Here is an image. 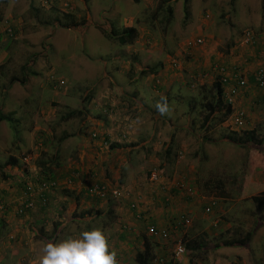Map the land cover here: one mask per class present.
Here are the masks:
<instances>
[{"label": "rangeland", "instance_id": "1", "mask_svg": "<svg viewBox=\"0 0 264 264\" xmlns=\"http://www.w3.org/2000/svg\"><path fill=\"white\" fill-rule=\"evenodd\" d=\"M55 1L56 9H50L41 0H0V22L12 21L16 28L8 44L0 41V109L13 117L0 122V164L16 174L32 167L61 182L46 207L49 214L36 210L34 222L14 208L0 212V264H39L41 252L28 255L31 248L41 251L49 241L92 227L120 239L127 228L113 209L122 199L91 198L84 187L75 191L77 183L71 186L70 178L82 186L102 181L143 192L147 184H156L148 183L154 166L173 179L168 193L180 188L183 198L194 202L192 209L173 215L190 218L173 239L195 243L178 261L173 239L162 240L169 251L162 257L158 241L145 238L149 264H264V208L254 200L264 196V102L244 110L249 122L238 129L232 113L223 119L228 105L214 84L218 66L231 67L224 59L246 29L264 30V0H189L188 18L185 0ZM65 13L87 22L63 26ZM127 26L137 28V38L121 44L113 31ZM199 37L203 42L197 44ZM209 45L214 52L205 59L201 47ZM14 76H26V82H12ZM139 91L150 96L149 102ZM141 101L148 108L138 112ZM165 104L162 115L157 105ZM125 115L146 125L139 135L132 133L128 117L126 127H119ZM206 115H211L208 124ZM143 133L145 138L138 139ZM11 156L19 164L9 165ZM177 183L195 188L197 196L189 197ZM11 184L0 182L9 203L17 189ZM61 195L66 196L62 203ZM211 198L218 204L208 214L204 206ZM143 227L137 230L141 240L148 237ZM134 230L123 235L136 243L118 264H141L137 252L146 246L137 245ZM20 234L29 236L21 240ZM240 238L245 245H225Z\"/></svg>", "mask_w": 264, "mask_h": 264}, {"label": "built area", "instance_id": "2", "mask_svg": "<svg viewBox=\"0 0 264 264\" xmlns=\"http://www.w3.org/2000/svg\"><path fill=\"white\" fill-rule=\"evenodd\" d=\"M45 4L51 5L55 0H42ZM0 32L4 36H15V29L10 21H6L0 24ZM0 38L2 36L0 35ZM254 41V33L252 30H246L243 36L242 45L250 44ZM203 38H196L195 43H202ZM1 50V47H0ZM255 74V82L257 86L261 89L263 97H264V68L258 67ZM217 78L218 81L223 85V91L226 98V101L230 105H234L236 101V97L234 94L237 88L246 87L248 85L249 76L247 72H245V68L241 65H234L230 68L226 66L220 65L217 68ZM234 81L236 83L231 84ZM59 85L64 83L63 80H59L57 82ZM233 125L238 129H244L247 126V114L241 108H238L235 112L233 119ZM98 133L94 132L93 136L97 137ZM25 169V173L29 169L31 175H34L38 181L32 182L30 179H27L26 190H22V194L19 200L15 203L13 207L7 201H1L0 204V212L1 214H6L10 209H15L18 215H23L27 212V210H34L37 208V201L42 200L44 203H47L50 199V195L55 192L56 188L59 187V181L56 178H50L48 180L40 181L41 177H46L40 170H36L32 167H23L22 170ZM148 179L151 183L159 184L160 187H163L164 191H168L173 189L168 186L172 185L173 179L164 175V173L160 170L158 166H154L148 172ZM69 184V181L67 182ZM76 182H73L70 178V185L73 186ZM178 187L182 188L180 183ZM184 185V184H183ZM185 186V185H184ZM84 189L86 193L90 196L101 200H110V199H125L129 200L130 207L133 208L132 211L135 212V215L140 220H147L145 212L140 205L143 202V195L133 193V190L127 188V186L123 184H115L110 185L107 182L102 181H93L85 184ZM82 187V188H83ZM175 187V186H174ZM180 189V188H177ZM182 189H186V193L189 197H196L197 190L192 187H184ZM50 194V195H49ZM13 203V202H12ZM218 204V201L215 198H211L206 202L204 206V210L206 213L211 214L214 211V206ZM216 223V222H215ZM190 224V218L186 214H182L173 219V222L168 226H159L155 223L148 222L147 224V232L149 235L154 238L169 240L173 239L176 232L184 229L186 226ZM124 228L128 229V224L124 223ZM175 245L173 248V256L176 260L181 261L183 259L184 254L187 250L186 241H184V237L174 238ZM159 261L158 258H156ZM161 260H163L161 258Z\"/></svg>", "mask_w": 264, "mask_h": 264}, {"label": "crops", "instance_id": "3", "mask_svg": "<svg viewBox=\"0 0 264 264\" xmlns=\"http://www.w3.org/2000/svg\"><path fill=\"white\" fill-rule=\"evenodd\" d=\"M201 49H202V51H201L202 55L205 59H208V57L211 56L214 52V47H212L211 45L203 46V47H201ZM229 53L230 54L228 56V59H226V60L224 59V61L227 62L228 65H230L231 67L234 65H241L246 70L247 69L249 70V71L247 70V75L249 76L248 85L246 87H242L239 89L237 88V90L234 94V97H236V101H235L236 111L238 108H241L242 110H245L247 112V108H249L251 110L253 107H256V103H258V105H260V102L264 101L262 91L256 85V82L254 81V78H253V74L258 67L264 68V48L260 47L259 44L257 46H253V47L242 45V46H235L233 48V50H230ZM216 57H217L216 60L219 63L223 62V53L219 54ZM160 64L163 65L164 63L161 62ZM234 83H236V82H234V81L231 82V84H234ZM139 95L143 99L144 102H146V103L149 102L150 96L149 97H147V95L145 96L142 93V91H139ZM143 101H141V103H140L141 108L138 109V112L141 109L146 110V108H148L143 103ZM134 107L136 108V105H134L133 108ZM138 112L136 110V112H134L133 114H137ZM127 117L130 118L128 115H125L123 118L124 122H121V124L119 125V127H121L122 130L126 127L125 126L127 124L126 120H128ZM130 119L132 120V118H130ZM133 121H135V122H133ZM248 122L249 121L247 120V124H248ZM130 124L135 126L133 128V132H132L134 135H139L141 133V130H143V128L146 127V125H144L141 121L136 122V120H132L130 122ZM138 125L142 126V128L140 129L138 127ZM160 135H162V132H160L159 136ZM137 137H139L138 139H144L145 138L144 133L140 136H137ZM152 137H153V134L149 137H146L147 141H149ZM89 167H91V166H89ZM17 169H18V167H17ZM91 171H93V170H90V172ZM61 172H62V170H61ZM14 173H16V172H14ZM67 173L68 172H65L64 175L62 174L61 179H64ZM95 174H98V173L95 171ZM76 183L77 184L74 186V190L80 192L81 187H83L82 181H78ZM148 183H151V182H148ZM147 185L145 186V189L143 192L137 191V190L135 192L134 191L133 192L135 194L143 195V202L141 203V206H142V208H144V212H145V214H147L146 218L149 222L155 223L159 226H167V224L170 225L173 222L174 218L178 217L177 215H176V217H173V215H175L176 213L180 212L183 209H192L194 207V202L189 200V199H184L183 194L180 193V191H177L178 189H174V190H172L173 192L168 193V191H164L163 187H160L159 184L158 185L151 184L150 187H147ZM174 191H176L177 193H175ZM14 193H15L14 198H11V195H9V198L12 199V201L10 203L17 202L19 200L21 194H22V191H21V189L17 188L16 190H14ZM54 193H56V192H53L51 195L53 196ZM51 195H50V199H49L50 201L52 198ZM55 196H57V195H54V197ZM65 199H66V196L61 195V203L64 202ZM254 200L256 201V203L258 205V200L256 198H254ZM207 202H208V200H207ZM40 205L41 204H39V209H41V207H42V206L40 207ZM36 210H38V209H36ZM36 210L35 209L32 210L33 216L36 214L35 213ZM108 212H109V210H108ZM44 213L49 214V212H47V210L45 212H43V214ZM113 213L116 214L117 220L121 221V223H123V226H124V223L128 224L129 227L126 230H129V229L131 230V227H133L135 229L134 231H135V234L137 235V238H136L137 245H140L141 243L144 244V242H146L145 238H148V239L151 238L153 241L154 240L158 241V244L156 247V252L158 253V255H162V257H163V256H165L164 254L166 252H169L167 249H165V247H164L165 244L162 243V239L154 238L153 236L148 234L147 228H144L145 226L143 227L144 223H148L147 220L145 222V221H142L136 217L135 212L132 211L129 207V201H127L125 199L121 200L118 203V205L116 206V210L113 209ZM27 218L28 219L31 218V215H28ZM30 220H32V219H30ZM61 225L64 226L65 224L62 223ZM138 227H143L144 228L143 231L146 232L148 237L143 236V240H141L142 238H141V236H138L139 234L137 232V230H140ZM136 228H138V229H136ZM126 230H123V233L120 234V237L122 239L121 238L118 239V236L110 237L107 234V237H109L108 240H109V244H110V250L116 251L117 260H120L119 258H124L123 257L124 255H128L130 253V251L133 250L134 243H136V241L133 240V237L130 239V241L125 240V237H128V236H123V235L129 232ZM181 230L177 231L175 235H177L178 232H180ZM109 233L111 234L110 231H109ZM65 235L67 236L68 234L66 233ZM25 236H29V234H26V235L20 234L21 240ZM159 243H162L163 245L159 246ZM142 244L140 245V248H142L143 246L145 247V245H142ZM32 249H35V250L33 251ZM37 249L38 248H35V247L31 248V251L29 252L28 255L33 254V257H35L36 254H40L41 251L37 250ZM139 251H142V250H139ZM122 264H124V263H122Z\"/></svg>", "mask_w": 264, "mask_h": 264}, {"label": "trees", "instance_id": "4", "mask_svg": "<svg viewBox=\"0 0 264 264\" xmlns=\"http://www.w3.org/2000/svg\"><path fill=\"white\" fill-rule=\"evenodd\" d=\"M135 1L136 2H139L140 0H135ZM188 2H189V0H185V3H186V8H185L186 11H185V13H186V17L187 18H188V16H190L189 13H188ZM51 5L52 6H50V9L51 8L56 9V7H57L56 5H54L53 3ZM167 10H168V13L171 15L172 12H173L171 6ZM64 15L66 16V20H65L66 23H65V21H62L60 23H61V25L66 26V27H76V26H80V25H85V23L87 22V19H85V18L82 19L81 21L77 20L75 18V16H74L73 13H65ZM59 21H60V19H59ZM246 30H248V29H246ZM249 30H252L253 33H254V41L252 43L247 44V45H244V46H251V47H253V46H257L259 44L260 47H263L264 48V30L258 31L257 29H251V28ZM105 33L108 34L110 32H105ZM113 33H114L115 37L117 38V40L121 44H131L137 38L138 31H137V28L134 27V26H127V27H124L122 29L121 33L120 32H117L116 33V31H113ZM244 33H243V36H244ZM243 36H242V40H243ZM14 37L15 36H5V37H2L0 39V41H2V40L3 41H6L7 40V43L6 44H8L9 43L8 41H11L12 38H14ZM242 40L238 43L239 45H235V46H242ZM253 78H254V81H255L256 80L255 79V74H253ZM26 79H27L26 76L25 77H22V78L17 77V76L16 77L14 76V77H12L11 81L12 82H15V81L18 80L20 83H25L26 82ZM248 82H249V80H248ZM214 84L218 88V94L223 96L224 95L223 85L220 84L219 82H215ZM256 85H257V83H256ZM232 110H233L232 109V106L231 105H228L227 110L224 113L225 116H224L223 119H225L230 113H232ZM12 118H13L12 117V114H6V113L3 112L2 109H0V122L3 121V120H12ZM210 119H211V115H206L203 123L208 124L209 121H210ZM247 119H248V116H247ZM247 132H248V134H251V135H249L250 137H254V131H247ZM105 141L106 142L109 141V137L108 136H106ZM10 161H11L10 162V165L19 164V159L16 156H11L10 157ZM24 167H26V166H24ZM22 168H21V171L22 172L21 173L18 172V174H16L12 170L6 169L5 166H4V164L3 165L0 164V170H1V173H2L1 174V178L2 179L0 178V182L3 181V180H5L6 182H8V184L10 182H12L11 185L13 187L16 186L17 188L21 189V191L22 190H26V188H27V185H26L27 179H30L32 182H36V181H38V179H36V177L34 175H31V173L29 172V169L27 170L26 174H24L25 173V169L22 170ZM19 169H20V167H19ZM50 178H56V176H51L50 175V177L49 176L48 177H41L40 181L48 180ZM14 181L19 182V184H17V185L14 184ZM59 183H60L59 184V186H60L61 185V182L59 181ZM255 198L258 200L259 208L263 209L264 208V196L258 195ZM2 200L5 201L4 197L1 194V190H0V204H1V201ZM127 201H129V200H127ZM49 202H50V200H48L47 203H44L42 200H38L37 201V205L38 206H37L36 209H39V204H41L40 205V207L42 206L41 207V211L42 212H45L46 211V207L48 206ZM129 207H130V203H129ZM130 209L132 210L133 208L130 207ZM28 215H31V217L33 218V222H34L35 220H34V216H33V211L32 210H27V212L25 214L21 215V217L23 216L27 220ZM42 232H43V229H42ZM188 242L189 243L186 242L187 246L189 248H192V246L194 245L195 242L193 240L192 241H188ZM237 244L238 245H245L246 244L245 238L231 240V241H228V242L225 243V245H227V246H232V245H237ZM145 246H146L145 247V250H142V251L137 252V259H138V261L141 264H149V262L151 260V257L149 255L150 254V245H149L147 239H146V242H145ZM200 247H201V245H200Z\"/></svg>", "mask_w": 264, "mask_h": 264}, {"label": "clouds", "instance_id": "5", "mask_svg": "<svg viewBox=\"0 0 264 264\" xmlns=\"http://www.w3.org/2000/svg\"><path fill=\"white\" fill-rule=\"evenodd\" d=\"M42 3L45 5L43 1ZM6 21L0 22V24ZM10 22L15 29L16 36L15 24L12 21ZM0 35L2 37H5L1 34V32ZM55 77V75L50 76L52 81ZM227 105L230 104L227 103ZM231 106L233 109L232 114L234 116L236 112L235 104ZM157 109L163 115L167 112V105H157ZM40 171L42 172V170ZM43 175L45 174L43 173ZM90 197L95 198L93 196ZM39 264H118V262L116 251L110 250V244L105 230L102 227H92L80 231L77 235H69L62 240L49 241L45 243L41 249V255L39 256Z\"/></svg>", "mask_w": 264, "mask_h": 264}]
</instances>
